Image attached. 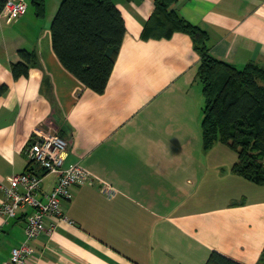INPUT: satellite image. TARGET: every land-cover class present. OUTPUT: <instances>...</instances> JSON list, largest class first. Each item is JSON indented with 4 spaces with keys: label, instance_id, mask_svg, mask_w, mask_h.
Wrapping results in <instances>:
<instances>
[{
    "label": "crops",
    "instance_id": "1",
    "mask_svg": "<svg viewBox=\"0 0 264 264\" xmlns=\"http://www.w3.org/2000/svg\"><path fill=\"white\" fill-rule=\"evenodd\" d=\"M34 0L19 19L0 16V207L2 185L27 169L35 129L67 140L64 165L92 176L61 200L67 221L45 219L25 264H205L212 251L264 264V185L231 169L234 150L205 148L200 61L191 37L142 38L154 0H112L125 24L102 93L57 58L50 24L61 0ZM31 7V8H30ZM178 13L207 34L210 53L243 68L264 67V0H177ZM19 49L33 53L14 77ZM57 176L48 174L41 193ZM24 206L0 225V264L24 240ZM53 226L52 231L47 229Z\"/></svg>",
    "mask_w": 264,
    "mask_h": 264
},
{
    "label": "trees",
    "instance_id": "2",
    "mask_svg": "<svg viewBox=\"0 0 264 264\" xmlns=\"http://www.w3.org/2000/svg\"><path fill=\"white\" fill-rule=\"evenodd\" d=\"M38 13L44 0H34ZM4 0H0V11ZM177 0H154V9L142 38L189 35L200 61L196 75L201 84L203 145L218 141L235 151L231 171L264 185V67L248 63L237 68L216 58L207 45V34L177 11ZM53 50L63 67L85 87L102 93L112 72L125 33L121 12L112 0H61L50 24ZM12 63L13 76L28 74L33 53L19 49ZM7 90L0 84V95ZM264 251V248H263ZM205 264H241L212 251Z\"/></svg>",
    "mask_w": 264,
    "mask_h": 264
},
{
    "label": "built area",
    "instance_id": "3",
    "mask_svg": "<svg viewBox=\"0 0 264 264\" xmlns=\"http://www.w3.org/2000/svg\"><path fill=\"white\" fill-rule=\"evenodd\" d=\"M27 9L28 0H4L0 16L19 19ZM67 146V140L58 134L35 129L24 148L27 169L12 174L2 185L4 200L0 207V225L15 217L24 206L30 207L32 211L26 218L23 242L12 248L10 258L1 264H25L32 252L30 242L46 230L45 219L52 216L67 221L61 211V200L70 198L72 186L85 184L92 179L91 174L80 164L64 165ZM48 174L56 175V182L49 192L41 193L42 179ZM52 229L53 226H50L47 232Z\"/></svg>",
    "mask_w": 264,
    "mask_h": 264
},
{
    "label": "rangeland",
    "instance_id": "4",
    "mask_svg": "<svg viewBox=\"0 0 264 264\" xmlns=\"http://www.w3.org/2000/svg\"><path fill=\"white\" fill-rule=\"evenodd\" d=\"M31 8V7H30Z\"/></svg>",
    "mask_w": 264,
    "mask_h": 264
}]
</instances>
